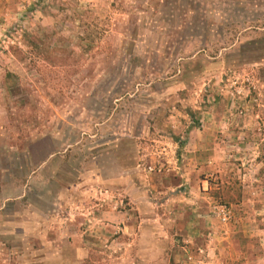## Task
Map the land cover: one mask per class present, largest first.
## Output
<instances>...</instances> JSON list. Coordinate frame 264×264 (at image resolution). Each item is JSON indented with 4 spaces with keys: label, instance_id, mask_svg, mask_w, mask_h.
I'll list each match as a JSON object with an SVG mask.
<instances>
[{
    "label": "rangeland",
    "instance_id": "1",
    "mask_svg": "<svg viewBox=\"0 0 264 264\" xmlns=\"http://www.w3.org/2000/svg\"><path fill=\"white\" fill-rule=\"evenodd\" d=\"M0 264H264V0H0Z\"/></svg>",
    "mask_w": 264,
    "mask_h": 264
}]
</instances>
